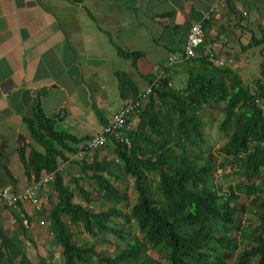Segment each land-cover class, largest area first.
<instances>
[{
    "label": "trees",
    "instance_id": "16d2710c",
    "mask_svg": "<svg viewBox=\"0 0 264 264\" xmlns=\"http://www.w3.org/2000/svg\"><path fill=\"white\" fill-rule=\"evenodd\" d=\"M260 3L264 6V0H252L250 9H257ZM262 44L264 29L241 49ZM117 51L134 65L141 56ZM259 53L262 61L256 91L244 83L239 71L229 64L218 66L204 54L184 59L186 80L181 88L171 82L175 73L160 78L159 86L134 116L136 127L128 131L129 143L112 141L117 168L133 179V202L112 182V178H120L112 170L113 163L93 158L75 163L82 176H75L73 184L84 204L76 202L62 174L63 165L84 149L89 137L57 131L55 118L35 105L34 117L24 121L42 151L21 146L19 158L30 184L46 173L55 174L47 185L57 195L47 226L61 248L63 264H91L93 259L95 264H264V46ZM117 76L120 87L132 85L131 100L137 99L130 79ZM214 109L222 115L217 130L226 138L217 150L221 156L218 164L207 146L203 120L204 112ZM228 166L244 180L223 190L221 183H214L213 173ZM86 178L89 189L80 184ZM253 178L255 182H246ZM92 190L97 192L96 203L104 209L91 206L95 202ZM241 195L247 203L238 202ZM249 208H255V227L245 226L243 215ZM16 219L26 234L24 225L31 218L25 215V223L19 215ZM70 225L93 242H79ZM22 241L8 237L0 227V264H51L44 258L31 262ZM246 241L250 242L248 248ZM104 244L113 245L114 254L95 249Z\"/></svg>",
    "mask_w": 264,
    "mask_h": 264
},
{
    "label": "crops",
    "instance_id": "0c3cea01",
    "mask_svg": "<svg viewBox=\"0 0 264 264\" xmlns=\"http://www.w3.org/2000/svg\"><path fill=\"white\" fill-rule=\"evenodd\" d=\"M251 4L252 0H0V189L21 191L30 184L19 148L42 151L24 121L34 117L37 103L47 117L55 118L57 131L90 138L133 98L132 85L120 87L118 73L130 79L138 96L151 81L170 73H175L171 82L176 74L180 82L186 63L182 50L191 26L202 23L205 49L230 55L236 44L240 49L246 45L244 32L257 23ZM118 48L141 53L136 65L120 56ZM171 56L177 58L173 64ZM88 59L103 62L91 68ZM39 201V210L27 203L20 210L0 203V227L8 237H17L11 231L20 226L17 215L24 223L25 215L31 218L27 225L32 243L43 236L38 227L45 221L42 212L47 217L55 202L54 192L45 188Z\"/></svg>",
    "mask_w": 264,
    "mask_h": 264
},
{
    "label": "rangeland",
    "instance_id": "374dc122",
    "mask_svg": "<svg viewBox=\"0 0 264 264\" xmlns=\"http://www.w3.org/2000/svg\"><path fill=\"white\" fill-rule=\"evenodd\" d=\"M263 4L260 3V5L258 6L257 9H254V15L256 17L257 23L252 22L250 25V27L252 28L249 32H244V39H245V43L247 44L249 42V40L251 39V36L253 34H255L256 36L260 37L262 30L264 29V6H262ZM258 15H257V14ZM258 16V18H257ZM257 24V25H256ZM237 36H235L236 38ZM237 39V38H236ZM224 46V45H223ZM263 44L262 45H258L256 47L247 49L245 51L241 50L239 45L236 44L235 46H233L230 50L231 53L230 55L223 54V57L226 61L227 64H229L231 66L232 69H235L237 71L240 72L241 76H242V80L244 81V83L246 85H248L251 90L256 91V87H255V81L257 78L260 77V63L262 61V57L260 55V50L261 48H263ZM224 50V48H221ZM222 50V51H223ZM221 51V50H220ZM221 51V52H222ZM122 65H116V68H119L118 70H123V68L121 67ZM118 74H123L122 72L118 73ZM180 82L177 81V77L175 75L174 79H173V86H175V88H181L182 85H184V82L186 79L185 77H180ZM262 104V103H261ZM211 116V117H210ZM221 113L219 112L218 109H214L211 111L206 110L203 114V120L205 121V132L207 133V140H208V145L207 146H211V152L214 155V159L216 160V164L219 163L221 156L219 155V153L217 152V150L224 144V142L226 141V138L224 137L223 134L219 133L217 130V123L221 117ZM134 122L132 127L135 128L136 127V118L134 117ZM113 145H109L106 146L103 149H99L95 152H93L92 155L89 156V158L91 157V159H95V160H106V161H110L113 163V172L114 174H119L120 178L116 179V178H112V182L117 185L119 187V189L128 197L129 202H133L136 198V189L133 185V179L130 176H127L125 174H123V172L117 168V162H116V155L114 153L113 150ZM89 159V160H91ZM86 160H88V157L86 158ZM78 160L76 159V157H72L71 162L64 164L63 165V171L62 174L65 176V180L67 182V184L69 185V187L74 191L75 193V201L76 202H82L84 204V201L82 199V197L79 195L76 187H74L73 184V178L82 176V173L80 171V168L78 166H76V162ZM77 174H74V173ZM232 172H234V169L231 166H228L225 170L220 169L219 167L217 168L216 172L213 173V178H214V183L217 185L219 183H221V187L223 190L227 189V186H232L234 185L236 182L244 180L240 175L238 174H233ZM224 174H230L227 177H224ZM222 179V181H221ZM256 179H251L250 181H246L247 183L250 182H255ZM89 180L86 179H82L80 184L81 186H83L84 188H91L89 187ZM49 188V187H48ZM50 190V189H49ZM51 191V190H50ZM92 192V198L95 201V199L97 198V192L95 191H91ZM49 192H45L44 196L48 195ZM52 194V193H50ZM57 199V195L54 193V201ZM238 202H244L247 203L248 199H246V197L244 195H241L239 198ZM1 203V202H0ZM5 204V203H3ZM6 205V204H5ZM91 206H93V208L95 210L97 209H104L105 206L99 207V204L95 202L91 203ZM47 205L44 207V210L47 212L48 209L46 208ZM12 209V208H11ZM255 210V208H249V212L245 213L243 216L244 218V222H245V226H251V227H255L258 224L257 218L253 213V211ZM10 212V211H9ZM43 213V217H44V222L42 224L39 225V231L41 232L40 234L43 235L41 236V238L39 239H35L34 242H31V235H30V229L25 228L26 230V234L24 233V231L21 229V226H17L16 222H13L14 227H12L11 231L16 232V236H21L18 237L19 239H22L23 243H24V250L26 252L27 257L29 258V260L31 262L34 263H39L40 262V258H44L45 260H47L48 262H50L51 264H63V260L61 257V248L58 245H55L54 243V238L51 235V233L49 232L48 226H46L47 224V217L45 216L46 213ZM65 220L66 222H68L67 217L65 216ZM41 227V228H40ZM71 230H73L74 232H76V237L77 240L79 242H87V243H92L93 242V238L89 237L85 232H83L81 229H76L73 228V226L70 225L69 227ZM20 231H19V230ZM18 230V231H17ZM135 233H137V231H134ZM26 235V237L24 238V236ZM112 241H115V239H111ZM250 242L246 241V247H249ZM244 246V247H245ZM97 251L104 253L105 255L107 254H114L115 252V247L113 245H108V244H104L102 246H97L95 248ZM149 253L153 256V257H157L156 254H154V252L149 251ZM95 259L92 260L91 264H95Z\"/></svg>",
    "mask_w": 264,
    "mask_h": 264
},
{
    "label": "built area",
    "instance_id": "2783aa9c",
    "mask_svg": "<svg viewBox=\"0 0 264 264\" xmlns=\"http://www.w3.org/2000/svg\"><path fill=\"white\" fill-rule=\"evenodd\" d=\"M247 12L243 11L242 16H246ZM205 33L201 23H195L191 26L186 40L183 45L182 56L184 59H194L200 51L207 56V60L214 61L218 66L226 65V61L222 54L215 49H205ZM205 49V50H203ZM177 58L170 57V63H175ZM163 77V76H162ZM161 78V77H160ZM160 78L155 79L146 90L140 94L137 99L130 100L125 103L121 109L115 114L103 127L101 131L91 136L84 142V149L80 150L76 155V159H84L93 154V152L103 149L113 140L121 143H129L128 131L133 125V118L139 112L142 104L146 101L149 95L153 93V88L159 86ZM60 171L61 168H58ZM55 178L54 172L44 174L37 182L29 184L21 191L3 190L0 189V202L7 206L16 209L18 204H30L36 210L40 209V201L38 199L39 192L46 188ZM43 222H41L42 224ZM28 228V225H24Z\"/></svg>",
    "mask_w": 264,
    "mask_h": 264
},
{
    "label": "water",
    "instance_id": "95a60500",
    "mask_svg": "<svg viewBox=\"0 0 264 264\" xmlns=\"http://www.w3.org/2000/svg\"><path fill=\"white\" fill-rule=\"evenodd\" d=\"M103 61L99 60V59H88L86 61L87 66L91 67V68H95L97 66H99ZM21 139V137L19 138Z\"/></svg>",
    "mask_w": 264,
    "mask_h": 264
}]
</instances>
